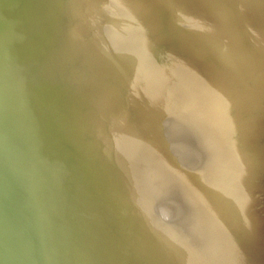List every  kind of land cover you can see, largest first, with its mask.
Here are the masks:
<instances>
[{
	"label": "water",
	"instance_id": "95a60500",
	"mask_svg": "<svg viewBox=\"0 0 264 264\" xmlns=\"http://www.w3.org/2000/svg\"><path fill=\"white\" fill-rule=\"evenodd\" d=\"M173 60L201 64L196 102L157 95ZM221 94L258 154L264 0H0V264H225L153 208L181 157L165 123ZM247 231L231 256L249 254L234 248Z\"/></svg>",
	"mask_w": 264,
	"mask_h": 264
},
{
	"label": "bare ground",
	"instance_id": "6f19581e",
	"mask_svg": "<svg viewBox=\"0 0 264 264\" xmlns=\"http://www.w3.org/2000/svg\"><path fill=\"white\" fill-rule=\"evenodd\" d=\"M181 61L173 60L164 66L165 70H160V75L158 73L157 76L159 86L155 90L157 95L167 92L160 88L165 84L168 89L172 88L171 94L179 99L180 93L193 92L191 90L195 88L192 86L207 79L201 74V64L198 61ZM240 75L242 80L252 79L247 76L244 79L243 73ZM152 79L157 80L153 76ZM145 85L152 87V81L145 82ZM211 88L209 86V91ZM248 89L242 96L247 94ZM193 93L195 96L192 99L196 102L198 94ZM187 94H183L182 101ZM236 99L237 97L233 98ZM220 100V105L213 110L201 109L192 112L196 116L191 118L186 116L187 112L180 110L173 120L165 123V134L171 142V149L181 157L179 166L174 167L175 171L164 170L170 175L167 178L172 177V180L153 182L161 188L153 208L159 210L167 222L183 227L192 241L196 239L211 250L226 253L223 260L225 264H238L240 261L244 263L239 264H257L255 256L258 258L259 254L255 252V255H250L249 251L260 242L254 236L255 228L253 229L252 222L255 223V218L258 219L257 230L264 231V208L260 207L264 202V149L259 150L258 154L250 152L252 132L255 128H251L247 120L243 119L245 114L237 115L230 104L231 100L224 99L222 94ZM185 102H188L187 99ZM256 127L264 140V123H259ZM261 167L262 170L258 169ZM220 195L222 197L217 198ZM254 196L256 197L253 198ZM232 198L233 207L230 202ZM185 206L186 209H182ZM164 208L170 210L171 214ZM178 209L180 211L176 213ZM149 210L154 211L151 207ZM246 215L251 219L244 222ZM244 229L248 230V236L245 235L234 248L238 250L240 245H246L249 254H242V259H239L231 256H236L237 252L231 253L228 247L233 244L230 237L242 238ZM236 230L241 232L232 234Z\"/></svg>",
	"mask_w": 264,
	"mask_h": 264
},
{
	"label": "rangeland",
	"instance_id": "374dc122",
	"mask_svg": "<svg viewBox=\"0 0 264 264\" xmlns=\"http://www.w3.org/2000/svg\"><path fill=\"white\" fill-rule=\"evenodd\" d=\"M171 204H173V203H171ZM171 204H170V205H171ZM166 208H167V207H166ZM166 208H164V210H166ZM182 209L185 210V209H186V206H185V207H182ZM166 211H167L168 214H171V213H170V212H171L170 210H166ZM179 211H180V209H178V210L176 211V213L179 212Z\"/></svg>",
	"mask_w": 264,
	"mask_h": 264
}]
</instances>
